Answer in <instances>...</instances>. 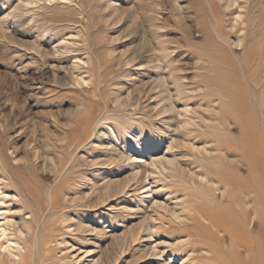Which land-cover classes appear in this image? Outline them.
Returning a JSON list of instances; mask_svg holds the SVG:
<instances>
[{"label":"rangeland","instance_id":"rangeland-1","mask_svg":"<svg viewBox=\"0 0 264 264\" xmlns=\"http://www.w3.org/2000/svg\"><path fill=\"white\" fill-rule=\"evenodd\" d=\"M253 92L264 99V0H0V264H28L18 231L37 207L43 264H216L187 217L196 203L233 213L211 179L244 174L229 106Z\"/></svg>","mask_w":264,"mask_h":264},{"label":"bare ground","instance_id":"bare-ground-1","mask_svg":"<svg viewBox=\"0 0 264 264\" xmlns=\"http://www.w3.org/2000/svg\"><path fill=\"white\" fill-rule=\"evenodd\" d=\"M39 1L40 0H22V2H24L25 7L31 6L35 3L37 4ZM44 1L47 3H50L54 0H43V2ZM234 20H236V19H234ZM232 22H233V20H232ZM238 23H239V21H238ZM215 34H217V33H215ZM34 45H36V43H34ZM215 63L216 62H214V64ZM76 66H77V64H76ZM212 82H214V81H212ZM208 86H209V84H208ZM215 93H216V91H215ZM217 93H220V92H217ZM238 93L240 94V92H238ZM208 95H210V94H208ZM253 95H254V99L252 96L251 107L250 106L249 107H247V106L246 107L232 106L231 102H230V106H229L232 109L230 112H232V115L237 120V124L240 128V135L243 137L242 146L240 145V148L235 149V151H239L241 155H240V160H238V162H237L240 166H235L236 171H234V172H242L244 170L243 171L244 174H242V176L239 177L240 179H238V181H237L236 176L233 177V176L227 175L225 173L218 174V178H215L216 176L215 177L213 176L214 178L211 179V177H210L213 184H215V185L219 184V187H217L216 189L214 188L215 190H221L222 200L219 202V204L222 205L225 202L233 203L232 208H233L234 214L232 212H230L229 214H224V212H221L218 210L213 211V210H209V209H203L202 206H200V204L196 203L193 205V207L191 209L192 213H190V215L187 217L189 221L190 220L192 221V224H193L192 227L194 229L196 228L195 229L196 231L205 232L204 234L205 235L209 234L210 238L212 236V238H211L212 243L211 244L206 242L204 239H200L199 243L201 245H206L207 247H209V245H210V246H213L214 248H216L218 250L219 249L218 244H219V240H220L218 237V234H221V238L223 239L222 240L223 242L221 245L223 247L221 249H219V251L214 250L215 254L218 253V254L214 255V257L217 256L216 264H224V263H226V264H264V99L258 98L254 92H253ZM249 101H250V99H249ZM228 105L229 104H227V106ZM188 110H190V109H188ZM188 110H185L184 112H188ZM226 112H228V111H226ZM230 112H228V113L230 114ZM82 116L84 117V115H82ZM82 116H79V119ZM81 123H78V124H81ZM85 123H86V121L84 122V124ZM221 126H222V124H221ZM226 127H227V125H226ZM88 128H89V126H88ZM73 130L74 129H72V131ZM82 130H83L82 131L83 133H82L79 141L75 140L76 139L75 136H74L75 139L71 138V137L68 138L67 142L65 143L67 150H69V148H71L72 146H75L76 142L80 143V141L82 139L83 140L86 139V128L84 127ZM219 137H218V139H219ZM236 139H239V138H236ZM223 140L225 141V139H223ZM234 140H232V141H234ZM217 141H219V140H217ZM225 143H230V141H228V142L226 141ZM236 144H237V140H236ZM237 145H239V143ZM214 147H215V150H218V149H216V147H218V145L214 146ZM226 149H228V148H226ZM223 151H225V149ZM226 151H229V150H226ZM234 153H236V152H234ZM228 154H229L228 152H225L222 155H226V157H228L227 156ZM236 154L239 155L238 153H236ZM229 155H231V154H229ZM233 155H235V154H233ZM223 160H224V157H223ZM141 162H143L141 159H138V160L134 159L133 160L132 164L135 165V167H134L135 171L133 172L132 175H130L131 181H137V179L139 178L138 176L142 172V165L140 164ZM161 163L162 162L160 160H153L148 164V166H150L151 168L150 167H147V168H150V172L152 171V173H154L153 170H156L158 167H161ZM224 163H227V161ZM166 164L171 166V165H173V162L166 160ZM228 164L230 165L228 167H231V164H233V162L230 161V162H228ZM227 168L226 169L224 168L225 171L228 169H231V168H228V169ZM144 169H145V167H144ZM143 172H144V170H143ZM147 172H149V170ZM207 172H210V171H207ZM227 172H230V171H227ZM194 174H196V173H194ZM190 176H191V174H190ZM197 177H199V175ZM200 179H201V181H203V179H205V177H202V175H201ZM207 180H208V178H207ZM20 184H21L23 190L25 191L27 197H29L30 199L36 198L37 193L30 186V184L28 183L27 180L26 181L21 180ZM226 187H228V189ZM141 190L143 191L142 193H148L147 187H143ZM215 190H213L210 195L206 196V199L208 198L207 200H209L210 202H214L218 198V197H216V194H214ZM49 198H50L49 203L51 204V207H53L54 201H56V200H54V197L52 195H50ZM231 198H233V200ZM156 205H157V203H156ZM158 208L163 210L165 214L169 213L171 220L178 219V216L175 213H170V210L167 209L166 206H158ZM41 211L42 210L39 207H37L36 208V214L33 213V216H32L34 223H32V221H31V223H28L27 221L23 220V226L22 227L24 230L18 231V235L22 237L23 243H26V244L28 243L27 245H28L29 250L26 249L27 252L29 251L28 253H26V256H28V258H29L28 259L29 262H27L28 264H43L47 258V257L44 258V255L42 254V252H44L42 250H46V249H44L43 246H44V242H46L47 239L43 240L44 241L43 242L40 235H39V232L35 230V227L38 224L37 221H39V220H37L38 216H40V214L42 213ZM254 218H255V220L259 219L258 222H260L259 224L262 225V227L260 226L261 230L260 229L258 230L260 233H258V232L255 233L256 230H255V232L253 230L255 228V226L251 225V223L253 222ZM202 221H204L205 223H203ZM182 225L187 226L185 224H182ZM152 227L153 226H150V223L148 222L147 225L145 226V228L143 229L144 233L146 234V237L151 236V234H152L151 228ZM42 230L43 229H41V231ZM4 231L5 230L3 229L2 234H4ZM44 238H45V236H44ZM192 241H191V243H192ZM193 243H195V241ZM198 247H199V245H198ZM191 249H192V247H191ZM200 249H202V248H200ZM205 251H207V250L205 249ZM44 254H46V253H44ZM228 254H230V256H232V257H229ZM159 256L162 257L163 254H160ZM225 256L229 257L230 260L226 261ZM47 259H49V258H47ZM36 261H37V263H36ZM170 262H171V260H169L168 262H166L164 264H168Z\"/></svg>","mask_w":264,"mask_h":264}]
</instances>
